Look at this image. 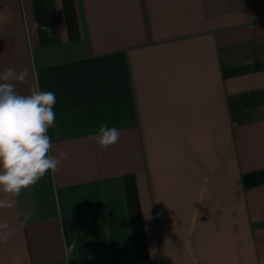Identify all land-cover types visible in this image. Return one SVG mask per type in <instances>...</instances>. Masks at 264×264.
I'll use <instances>...</instances> for the list:
<instances>
[{
	"label": "crops",
	"instance_id": "obj_1",
	"mask_svg": "<svg viewBox=\"0 0 264 264\" xmlns=\"http://www.w3.org/2000/svg\"><path fill=\"white\" fill-rule=\"evenodd\" d=\"M9 68L67 158L0 209V264H264V0H0Z\"/></svg>",
	"mask_w": 264,
	"mask_h": 264
},
{
	"label": "clouds",
	"instance_id": "obj_2",
	"mask_svg": "<svg viewBox=\"0 0 264 264\" xmlns=\"http://www.w3.org/2000/svg\"><path fill=\"white\" fill-rule=\"evenodd\" d=\"M41 29L51 36V30L41 28L39 23L32 30ZM28 70L17 73L9 68L0 73V209H12L15 199L22 190L34 185L47 172H56L67 153L60 150L57 155L50 154L51 139L48 129L53 126L56 113L53 107L56 96L51 91H41L38 87L30 94L22 95L16 90L14 82L24 83ZM102 149L115 145L120 139L116 127L102 125L98 134L88 137ZM19 215V214H18ZM29 211L23 214L21 227L31 219ZM12 230L7 222H0V244H6Z\"/></svg>",
	"mask_w": 264,
	"mask_h": 264
}]
</instances>
